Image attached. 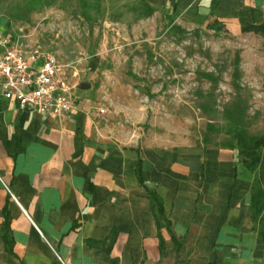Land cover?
Returning <instances> with one entry per match:
<instances>
[{
    "label": "crops",
    "instance_id": "0c3cea01",
    "mask_svg": "<svg viewBox=\"0 0 264 264\" xmlns=\"http://www.w3.org/2000/svg\"><path fill=\"white\" fill-rule=\"evenodd\" d=\"M145 1L242 37L241 13H264V0ZM96 115L76 101L65 119L22 113L0 96V264H264L250 209L255 174L237 141L128 144L103 136ZM148 192L162 203L158 221Z\"/></svg>",
    "mask_w": 264,
    "mask_h": 264
},
{
    "label": "rangeland",
    "instance_id": "374dc122",
    "mask_svg": "<svg viewBox=\"0 0 264 264\" xmlns=\"http://www.w3.org/2000/svg\"><path fill=\"white\" fill-rule=\"evenodd\" d=\"M170 11L145 0H0V36L53 54L105 137L194 149L264 138V40L254 34L264 13H241L242 37Z\"/></svg>",
    "mask_w": 264,
    "mask_h": 264
},
{
    "label": "built area",
    "instance_id": "2783aa9c",
    "mask_svg": "<svg viewBox=\"0 0 264 264\" xmlns=\"http://www.w3.org/2000/svg\"><path fill=\"white\" fill-rule=\"evenodd\" d=\"M71 91L67 72L53 54L0 36L1 98L14 102L22 113L65 119L75 108Z\"/></svg>",
    "mask_w": 264,
    "mask_h": 264
},
{
    "label": "trees",
    "instance_id": "16d2710c",
    "mask_svg": "<svg viewBox=\"0 0 264 264\" xmlns=\"http://www.w3.org/2000/svg\"><path fill=\"white\" fill-rule=\"evenodd\" d=\"M256 34L261 35L264 38V25L254 30ZM238 64V58L235 60V65ZM238 71L235 70L234 76L237 77ZM206 80L214 81L211 75L203 74ZM236 79V78H235ZM239 148V155L242 157L241 162L252 173L255 174V179L251 189V202L250 209L252 214V221L254 223L261 222L264 216V191L261 185L260 178L258 176V166L260 163L261 149L264 146V138L253 137H240L237 139ZM148 197L151 203V210L155 215L156 220L163 218L162 203L158 196L153 192H148ZM263 215V216H262ZM260 217V218H259ZM259 218V219H258ZM259 231V230H258ZM259 241L264 243V231H259ZM177 248L180 244H176Z\"/></svg>",
    "mask_w": 264,
    "mask_h": 264
},
{
    "label": "water",
    "instance_id": "95a60500",
    "mask_svg": "<svg viewBox=\"0 0 264 264\" xmlns=\"http://www.w3.org/2000/svg\"><path fill=\"white\" fill-rule=\"evenodd\" d=\"M78 89L81 90V91L88 90L89 86L85 85V84H81V85L78 86Z\"/></svg>",
    "mask_w": 264,
    "mask_h": 264
}]
</instances>
